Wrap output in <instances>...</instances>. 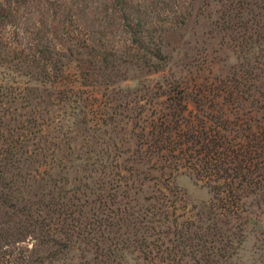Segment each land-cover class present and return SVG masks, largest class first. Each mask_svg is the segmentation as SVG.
I'll use <instances>...</instances> for the list:
<instances>
[{
    "label": "trees",
    "instance_id": "trees-1",
    "mask_svg": "<svg viewBox=\"0 0 264 264\" xmlns=\"http://www.w3.org/2000/svg\"><path fill=\"white\" fill-rule=\"evenodd\" d=\"M196 4L226 75L174 61ZM262 207L264 0H0V264H236Z\"/></svg>",
    "mask_w": 264,
    "mask_h": 264
},
{
    "label": "rangeland",
    "instance_id": "rangeland-1",
    "mask_svg": "<svg viewBox=\"0 0 264 264\" xmlns=\"http://www.w3.org/2000/svg\"><path fill=\"white\" fill-rule=\"evenodd\" d=\"M209 11L208 9H199V4H196L192 10L193 16L188 21L186 28L179 34L169 37L168 40L175 48L173 51L175 62L189 63L194 62V59L201 62L203 56L207 54L208 60L216 64L214 70L221 75H226L234 64L233 56L229 50L220 48L221 34L217 33L212 26L215 19L209 18ZM93 19L90 18V20ZM89 23L91 24V21ZM109 39L116 46L123 45L124 38L120 34H116L113 38L109 37ZM152 80L153 76H149L144 82L147 84ZM129 90L132 91V87ZM55 111L57 110L55 109ZM55 114L58 113L55 112ZM73 134L76 137L78 132L75 131ZM168 188L176 198L178 212L193 219H196L197 214L210 200L208 190L185 175L176 176ZM254 212L253 223L248 229L247 240L241 246L236 264H264V207L255 208ZM123 264L149 263L141 260L136 261L128 256Z\"/></svg>",
    "mask_w": 264,
    "mask_h": 264
}]
</instances>
